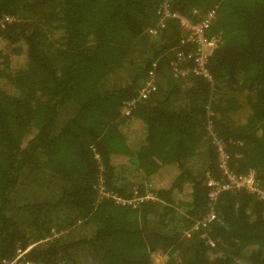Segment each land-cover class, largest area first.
<instances>
[{"label": "trees", "instance_id": "trees-1", "mask_svg": "<svg viewBox=\"0 0 264 264\" xmlns=\"http://www.w3.org/2000/svg\"><path fill=\"white\" fill-rule=\"evenodd\" d=\"M161 2L0 0V264H264V201L244 188L191 229L214 140L264 188V0H171L191 22L213 10L202 62L178 19L157 25Z\"/></svg>", "mask_w": 264, "mask_h": 264}, {"label": "built area", "instance_id": "built-area-1", "mask_svg": "<svg viewBox=\"0 0 264 264\" xmlns=\"http://www.w3.org/2000/svg\"><path fill=\"white\" fill-rule=\"evenodd\" d=\"M196 12V10H194ZM158 23L157 25L162 26L165 17H171L178 19L182 25L190 29L194 34L192 38L198 45V51L196 52V60L202 62V59L205 57V54L211 49L214 45V38L207 39L203 36V27L207 26L211 19L213 18V10H208L204 16L196 21L191 22L179 12L171 8V0H162L160 8L158 9ZM13 18L10 16H3L0 20V23L9 22ZM156 28L149 29V32L154 33ZM205 59V58H204ZM155 89V74L154 69H150L147 73L146 80L143 83V87L140 88V96L147 97L151 90ZM132 102H127L122 107V113L124 116H127L130 112ZM213 145L216 151V165L219 170L220 176L212 175L209 171H206L204 174V185L207 187V199H208V209L205 214L193 221L191 229L204 228V226L214 218L213 212V202L219 193L230 190L232 188H244L249 193H254L259 199L264 201V188L260 187L257 183L256 173L254 170H249L245 173L238 174L231 170L228 165L229 155L225 148V145L218 139L214 140ZM151 199L155 200L154 194L151 190H147L143 193L138 191H133L132 196L127 200H124L125 204H136L138 201ZM188 234V231H187ZM50 238L46 237L44 240ZM208 243L213 245L212 241L208 238ZM24 251L18 250V254L15 258L11 260H3V264H40L34 262H24L20 263L18 261L19 256Z\"/></svg>", "mask_w": 264, "mask_h": 264}, {"label": "rangeland", "instance_id": "rangeland-1", "mask_svg": "<svg viewBox=\"0 0 264 264\" xmlns=\"http://www.w3.org/2000/svg\"><path fill=\"white\" fill-rule=\"evenodd\" d=\"M190 161H191V167L194 169L195 172H197V170H198V165L197 164L198 163L196 162V158L193 157ZM201 169H202L201 171L203 173V168H201ZM113 198H114L113 201H115L117 203H120V204H125V203H123V201L128 199V198L115 197V196H113ZM154 259L157 262L160 260L158 255H156Z\"/></svg>", "mask_w": 264, "mask_h": 264}]
</instances>
